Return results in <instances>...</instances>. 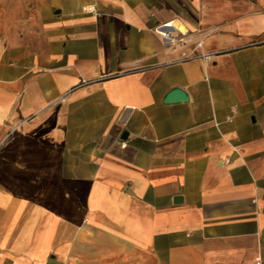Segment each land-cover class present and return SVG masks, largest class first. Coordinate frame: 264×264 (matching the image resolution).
<instances>
[{
    "label": "crops",
    "instance_id": "obj_1",
    "mask_svg": "<svg viewBox=\"0 0 264 264\" xmlns=\"http://www.w3.org/2000/svg\"><path fill=\"white\" fill-rule=\"evenodd\" d=\"M259 260L264 0H0V264Z\"/></svg>",
    "mask_w": 264,
    "mask_h": 264
},
{
    "label": "built area",
    "instance_id": "obj_2",
    "mask_svg": "<svg viewBox=\"0 0 264 264\" xmlns=\"http://www.w3.org/2000/svg\"><path fill=\"white\" fill-rule=\"evenodd\" d=\"M91 10H95L94 7L91 8ZM172 26L170 23H165L162 25H159L156 27V31L159 32L165 40L172 44H180L185 43L189 41L188 38H186V35H178L174 31H172ZM176 30V29H175ZM203 42L200 40L197 42V47H201ZM209 54H195L194 52H191L190 54L184 53V59H191L195 57H207ZM256 264H261V261L259 260Z\"/></svg>",
    "mask_w": 264,
    "mask_h": 264
},
{
    "label": "water",
    "instance_id": "obj_3",
    "mask_svg": "<svg viewBox=\"0 0 264 264\" xmlns=\"http://www.w3.org/2000/svg\"><path fill=\"white\" fill-rule=\"evenodd\" d=\"M187 95L182 88H175L166 97V101L186 100Z\"/></svg>",
    "mask_w": 264,
    "mask_h": 264
},
{
    "label": "rangeland",
    "instance_id": "obj_4",
    "mask_svg": "<svg viewBox=\"0 0 264 264\" xmlns=\"http://www.w3.org/2000/svg\"><path fill=\"white\" fill-rule=\"evenodd\" d=\"M11 22L10 19H7L6 27H9V23Z\"/></svg>",
    "mask_w": 264,
    "mask_h": 264
},
{
    "label": "bare ground",
    "instance_id": "obj_5",
    "mask_svg": "<svg viewBox=\"0 0 264 264\" xmlns=\"http://www.w3.org/2000/svg\"><path fill=\"white\" fill-rule=\"evenodd\" d=\"M180 29H181L182 31H186L185 28H184L183 26H180Z\"/></svg>",
    "mask_w": 264,
    "mask_h": 264
}]
</instances>
